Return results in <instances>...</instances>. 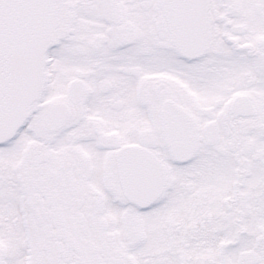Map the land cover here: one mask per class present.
<instances>
[{
  "label": "snow or ice",
  "instance_id": "snow-or-ice-1",
  "mask_svg": "<svg viewBox=\"0 0 264 264\" xmlns=\"http://www.w3.org/2000/svg\"><path fill=\"white\" fill-rule=\"evenodd\" d=\"M0 264H264V0H0Z\"/></svg>",
  "mask_w": 264,
  "mask_h": 264
}]
</instances>
